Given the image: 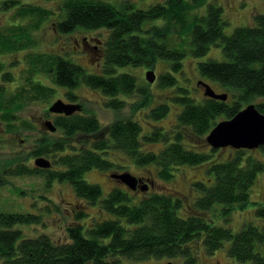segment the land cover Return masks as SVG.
<instances>
[{
    "label": "trees",
    "instance_id": "16d2710c",
    "mask_svg": "<svg viewBox=\"0 0 264 264\" xmlns=\"http://www.w3.org/2000/svg\"><path fill=\"white\" fill-rule=\"evenodd\" d=\"M61 1L63 13L55 28L58 33L103 29L108 32L102 46V70L89 73L64 56L36 54L25 59L29 66L26 69L23 65L24 79L33 78L39 68L51 78L56 88L65 89L64 95L70 101H77L73 91L82 84L98 90L105 99L104 106L114 111H120L129 103L120 95L130 97L138 92L136 94L141 95V99L130 103L132 111L148 105L147 116L157 121L167 115L169 106L166 103L149 106L153 102L149 89L138 86L134 75L119 73L116 69L145 65L154 70L158 59H167L171 71L160 74L158 85L181 92L175 98L180 107L177 125L167 132L153 122L144 123L142 120L141 125L139 120L119 116L103 126L95 114L83 109L80 113L56 115L53 120L56 129L52 133L41 126L30 156L48 158L51 167H30L21 157L15 156L8 159L0 171V186L5 184L4 172L14 176L42 175L45 186L54 181L66 182L76 197L89 204L98 203L109 217L96 221L89 228L83 227L82 223L68 225L65 239L54 240L46 232L23 234L17 226L36 224L39 215L0 212V264H123L122 257L133 261L177 257L182 259V264H198L188 246L193 239L201 240L208 253L228 241L227 255L230 258L264 264V253L256 250V245L264 241V226L249 222L233 232L226 226L217 225L214 220L219 215L228 221L234 210L252 203L250 190L264 173V161L246 154L254 149H214L209 146L210 152H200L190 145L192 140H205L220 115L222 119L231 118L245 105L253 103L254 98H264V14H255L254 25L237 26L226 34L224 30L229 20L216 1L203 4L204 0H163L146 9H137L131 4L116 7L107 0ZM8 2V6L15 3L13 7H19L17 15L21 17L34 14L43 18L51 13L40 6L19 3L17 6L16 0ZM201 7L204 13H196ZM7 27L0 33V49L18 50L30 41V34L23 31L25 27ZM36 27L38 23L31 25V28ZM25 38H29L28 42ZM210 45H221L226 60L199 61V76L215 80L230 91V103L227 99L223 101L204 94L203 99L195 100L187 94L186 88L176 86L177 78L172 73L181 71V59L188 52L186 48L190 46V52L200 56ZM2 71L0 65V79L3 81L14 78L9 71ZM55 86L33 79L13 89L0 83V118L7 123L8 130L16 127L12 123L19 119L16 111L30 102L46 99L54 92ZM254 104L264 113V103ZM20 122L23 130L33 128L30 121ZM144 124L151 130L143 132ZM75 137L83 139L71 143ZM145 141H159L164 147L158 152L143 151ZM226 148L232 149L234 154L220 157L218 152ZM256 149L264 157V145ZM115 151L129 157L137 166L156 165L158 176L163 180L171 179L173 170H178L179 166L203 163H207L206 171L212 178L193 181V189L196 188L199 194L187 210L180 195L159 192L144 195L146 190L140 188L132 190L123 183L121 188L117 179L101 197L100 186L85 180L84 174L92 169L122 172L116 170L120 167H116L111 158ZM143 183L151 184L148 181ZM136 191L144 194L135 200ZM208 211L214 217L207 219L205 213ZM255 213L264 217V206L256 208ZM85 214V211L77 212L76 219Z\"/></svg>",
    "mask_w": 264,
    "mask_h": 264
},
{
    "label": "rangeland",
    "instance_id": "374dc122",
    "mask_svg": "<svg viewBox=\"0 0 264 264\" xmlns=\"http://www.w3.org/2000/svg\"><path fill=\"white\" fill-rule=\"evenodd\" d=\"M17 6L19 4H29L33 6H40L47 9L51 13L48 17L40 18L37 15L18 16L17 12L19 7L8 6L10 3L8 0H0V33L5 31L7 26L17 25L23 26L24 32L30 34V41L26 39V46L13 50L10 54L5 49H0V65L2 66V72H10L14 78L9 81H3L0 79V83H6L8 89H13L15 86L22 87L25 82L32 79L40 82L41 84L55 86L49 76H46L42 70L38 67L34 73L33 78L30 80L24 79V67L27 69L29 64L25 59H29L30 55L43 54L46 56H52L53 53H60L62 56L70 59L71 62L78 63L85 67V70L89 73H100L102 70L103 60L100 51V47L96 41H92L91 44L97 45L99 50H94L93 47L89 50H83L74 54L75 39L82 37L83 35H91L100 40H104L107 37L108 32L103 30H74L68 33H58L55 28L56 23L61 18L63 13L62 8L59 6V0H16ZM121 1V0H117ZM163 0H125L124 4H131L137 9H146L151 4ZM206 2H214L221 5L224 11V16L229 20V24L225 27V33L230 34L237 26L249 25L254 19V14H264V0H204ZM111 3L115 4L110 0ZM19 3V4H18ZM20 6V5H19ZM122 6V5H121ZM13 7V8H12ZM203 7L197 8L196 13L203 14ZM157 22V21H156ZM155 22V23H156ZM38 23V27L31 28L32 24ZM147 22L146 24H149ZM8 28V27H7ZM79 49V47H78ZM181 59V71L173 72L172 74L177 78L176 86L186 88L188 95L194 97L196 100L203 99V95L200 94V90L196 89V83L201 79L208 84L218 93L227 92V102H231V92L225 90L217 81L208 80L205 77L199 76L197 69V63L207 59H215L218 61L226 60V56L222 50V46L210 45L205 54L195 56L190 52V46ZM80 51V50H79ZM79 56V57H78ZM101 57V58H98ZM19 59V61H17ZM150 69L145 65L138 66H124L118 67L116 70L120 72H127L136 77L137 85L143 88L149 89V96L153 100L149 106H155L159 103H166L169 106L167 115L157 121L151 120L147 116L148 105L132 111L131 102L134 103L141 99V95L133 94L130 97L121 96L125 98L129 103L120 111H114L109 107H105V99L98 90L89 88L88 86L80 84L74 89V93L77 95V101L83 105L85 111L92 112L99 119L103 126L109 124L116 117L132 118L136 121L153 122L159 129L163 131H171L172 128H176L177 114L179 112V106L175 102V98L181 95L180 91L174 90L172 87H161L158 85L159 76L164 71H171L169 61L167 59H158L154 65V72L156 78L154 82L149 83L146 80L145 73ZM24 74V75H23ZM11 76V77H12ZM22 85V86H21ZM57 89V90H56ZM65 89L63 87L56 88L54 92L44 100H36L26 104L22 109L16 111L17 117L12 121L15 124V128L8 130L7 123L0 118V171L4 169L6 161L15 156H19L27 163L28 166L34 165V156H30L32 151L34 140L40 135L39 130L42 122L45 120H51L56 115L49 114L48 107L57 99H61L64 96ZM63 101V100H62ZM264 103V98H254L253 103ZM150 108V107H149ZM83 112V111H82ZM222 119L221 115L218 117ZM31 122L32 129L23 130L21 128L20 121ZM142 125V122H140ZM146 126V124H144ZM151 129L147 126L143 128V132H148ZM49 131L52 133L54 131ZM83 138L75 137L71 143H79ZM191 147L200 152H210L209 145L205 142L204 138L198 140H192ZM143 151L158 152L164 147L162 142H143ZM111 156L113 162L116 163L117 171H128L134 176L145 175L150 177L152 186L148 188L144 193L136 191L135 200L142 197L143 194L147 195L152 192H159L164 194L173 193L180 195L183 200L184 209L187 210L192 205L191 202L196 197L198 191L193 189L192 183L196 179L201 181L211 180V175L207 173V163L199 164L196 166L182 165L173 170V177L169 180H163L158 176V169L154 164H147L145 166H137L129 157L121 156L118 151ZM220 157H226L233 155L232 149L226 148L218 152ZM119 154V156L117 155ZM246 154L255 158H260L264 161V157L261 156L259 150H249ZM246 156V155H245ZM29 157V159H28ZM25 159V160H24ZM113 171H101L92 169L86 171L84 174L85 180L91 183H96L101 188V197H104L106 193L116 184L115 180H112L110 174ZM5 184L0 186V212L1 213H13V212H27L35 213L40 216L38 223L36 224H20L17 225L23 234L26 235H38L41 232H46L54 240L65 239V229L68 225L75 223H82L83 227H91L96 221L104 218H108L109 214L99 208V204H89L86 200L79 199L75 196L72 187L66 182H52L48 186H45L44 176L42 175H23L14 176L4 172ZM117 185L122 188V183L117 182ZM250 200L247 207L243 209H236L231 213L228 221H224L219 215L216 216L215 223L217 225L226 226L233 232H237L242 228V225L252 222L257 226H264V217L255 213V209L260 206H264V173L260 174L250 190ZM260 196H263L259 199ZM257 199V200H256ZM217 206V205H215ZM220 206V205H219ZM218 208V206H217ZM85 211L86 214L76 219V213ZM207 219L214 217L211 211L205 213ZM228 241H224L223 245L216 249L213 253H208L204 250L201 240L193 239L189 242V247L192 254L195 255L198 264H252L250 261H236L227 255ZM256 250L260 253H264V241L256 245ZM123 264H165L167 261H171V264H182L181 258H168L159 257L149 259L133 261L126 257H122Z\"/></svg>",
    "mask_w": 264,
    "mask_h": 264
},
{
    "label": "water",
    "instance_id": "95a60500",
    "mask_svg": "<svg viewBox=\"0 0 264 264\" xmlns=\"http://www.w3.org/2000/svg\"><path fill=\"white\" fill-rule=\"evenodd\" d=\"M148 82L152 83L155 78L153 69H148L145 73ZM197 85H201L204 96L225 101L228 93L216 92L207 82L199 80ZM78 103H65L61 99L55 100L48 111L55 114L71 115L81 110ZM44 130L54 131L56 129L51 120H45L41 124ZM206 143L214 149L231 147L234 149H256L264 145V113H261L254 103H250L241 108L231 118L221 119L208 131L205 136ZM34 165L38 168H49L51 161L43 156L34 159ZM110 177L120 180L129 189L135 190L139 187L142 191L148 189L146 183L140 184V180L128 171L121 173H111ZM165 264H171L166 262Z\"/></svg>",
    "mask_w": 264,
    "mask_h": 264
},
{
    "label": "flooded vegetation",
    "instance_id": "af4514ba",
    "mask_svg": "<svg viewBox=\"0 0 264 264\" xmlns=\"http://www.w3.org/2000/svg\"><path fill=\"white\" fill-rule=\"evenodd\" d=\"M107 1H109L110 2V0H107ZM111 1H113L115 4V6L116 7H119V6H121V5H123L124 4V1L125 0H121V1H117V0H111ZM111 3V2H110ZM113 4V3H112ZM59 6L62 8L63 7V1H61L60 3H59ZM63 9V8H62ZM258 14H260V13H258ZM253 16H255V14L253 15ZM57 23V22H56ZM56 23H54V25H56ZM254 23H256L254 20H252V23H250V24H252V25H254ZM72 32V31H71ZM96 41L97 42V44L100 46L101 45V47H100V51L102 50V46H103V40H100V39H98V38H96V37H93V36H91V35H83L82 37H80V38H76L75 39V48H76V51L74 52V54H77L78 52H81V51H83L84 49L85 50H89V49H91V47H93V49L94 50H99L98 49V46L97 45H92L91 44V42L92 41ZM78 47H79V49H78ZM80 50V51H79ZM11 52H13V50H11V51H9L8 52V54H10ZM54 54H56V55H58V56H62V54H60V53H55L54 52ZM99 55H101V57H103V52L102 53H100V54H98V56ZM63 57V56H62ZM79 57V56H78ZM101 57H98V58H101ZM17 61H19V59H17ZM78 64V63H77ZM80 65V64H79ZM81 67H84L83 65H80ZM84 69H85V67H84ZM196 89L197 90H200V94H203V90H202V87H201V85H197V83H196ZM227 98H228V96H227ZM62 100H63V102H65V103H78V104H81V103H79V102H76V101H70L69 99H67V97L64 95L63 96V98H62ZM81 106H82V110L81 111H78V113H80V112H82L83 111V109H84V107H83V105L81 104ZM49 114H51V115H65V114H55V113H50L49 112ZM54 120V119H53ZM51 167V166H50ZM123 172V171H122ZM136 176V175H135ZM139 180H140V184H142L143 182H146V181H148V182H150L151 184H149V186H148V188H150V185L152 186V181H151V179H150V177H148V176H145V175H139V176H136ZM111 179H113V180H115L114 178H112L111 177ZM120 183H123V182H121L120 180H118ZM137 188H139V187H137ZM136 188V189H137Z\"/></svg>",
    "mask_w": 264,
    "mask_h": 264
}]
</instances>
